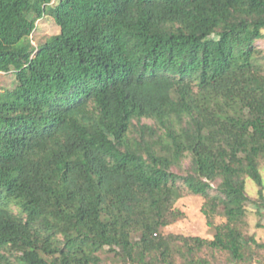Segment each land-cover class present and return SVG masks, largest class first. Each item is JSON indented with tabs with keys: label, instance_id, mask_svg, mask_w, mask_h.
Returning <instances> with one entry per match:
<instances>
[{
	"label": "trees",
	"instance_id": "16d2710c",
	"mask_svg": "<svg viewBox=\"0 0 264 264\" xmlns=\"http://www.w3.org/2000/svg\"><path fill=\"white\" fill-rule=\"evenodd\" d=\"M44 16L59 33L33 47ZM261 39L264 0H0V73L15 79L0 92V264H102L105 250L119 264H209L202 248L240 264L261 248L227 223L179 238L184 252L161 234L184 190L207 218L228 216L250 201L248 178L264 209ZM141 119L163 134L129 139Z\"/></svg>",
	"mask_w": 264,
	"mask_h": 264
},
{
	"label": "rangeland",
	"instance_id": "374dc122",
	"mask_svg": "<svg viewBox=\"0 0 264 264\" xmlns=\"http://www.w3.org/2000/svg\"><path fill=\"white\" fill-rule=\"evenodd\" d=\"M58 33L59 28L54 21L50 17L44 16L36 21L35 30L29 39L31 45L36 47ZM255 46L261 51V57H263L261 63L264 69V39L256 41ZM14 86L15 79L12 73H0V92L10 90ZM142 125L151 128V131L146 134L148 137L163 134V129L154 120L141 119L139 123L137 121L132 122L128 132L129 139L138 138V127ZM189 166L190 158L186 156L178 166L172 168V171L176 174L186 175ZM259 170L264 187V161H260ZM215 187L216 184H212V189L209 190L211 197H219ZM241 187L244 188L250 201H247L242 206L238 202L229 203L227 209H232L233 212L228 214V216L224 214L222 207L219 206L217 212L210 218H207L202 212L206 205V200L201 196L193 195L184 190L182 197L173 205V209L182 213V216L179 220L162 229V236L170 240L175 250L179 249L184 252L185 248L179 238L198 237L203 240H212L215 227L227 223L228 229L238 234L244 243L253 236L255 241L262 245L261 248H256L255 246L247 248L245 251L246 258L240 264H264V209H261L257 204L259 188L248 178H245ZM10 209L16 214L19 213V209L15 205H11ZM195 255L208 261L209 264H227L229 261L227 253L208 248H202ZM99 257L102 260V264H119V257L106 250L100 252ZM174 258L175 264L184 262V259L178 253L175 254Z\"/></svg>",
	"mask_w": 264,
	"mask_h": 264
}]
</instances>
